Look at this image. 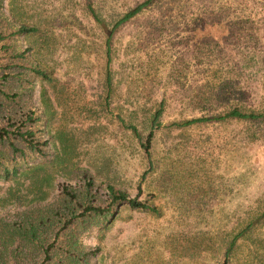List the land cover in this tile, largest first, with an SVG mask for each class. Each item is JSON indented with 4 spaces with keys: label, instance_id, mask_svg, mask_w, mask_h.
<instances>
[{
    "label": "rangeland",
    "instance_id": "374dc122",
    "mask_svg": "<svg viewBox=\"0 0 264 264\" xmlns=\"http://www.w3.org/2000/svg\"><path fill=\"white\" fill-rule=\"evenodd\" d=\"M142 1L0 0L5 35L36 28L5 36L0 61L6 43L24 54L25 69L50 76H24L47 157L31 158L15 179L0 177V215L39 193L50 200L63 183L81 185L76 173L86 170L103 199L112 185L160 211L122 206L103 234L85 235L100 248L98 264H223L230 239L264 209V121L171 123L231 106L264 109V0H153L112 33L107 63V31ZM161 100L148 170L128 127L146 136ZM228 264H264V217Z\"/></svg>",
    "mask_w": 264,
    "mask_h": 264
},
{
    "label": "trees",
    "instance_id": "16d2710c",
    "mask_svg": "<svg viewBox=\"0 0 264 264\" xmlns=\"http://www.w3.org/2000/svg\"><path fill=\"white\" fill-rule=\"evenodd\" d=\"M152 1L143 0L114 21L105 38L107 63L109 62L112 33L121 24L149 6ZM94 17L96 18L95 15ZM96 20L98 21L97 18ZM35 31L34 26L20 25L5 35L0 29V41L8 35L29 34ZM1 48L5 52L9 51V55L5 60L0 61V177L10 180L24 174L23 166H26L25 164L31 158L47 157L44 150L48 142L41 141L36 136L35 124L40 116L34 115L27 104L31 98L30 80L24 76L29 71L34 76L46 80H50V76L39 66L25 69L26 65L18 61L24 57V54L11 51L9 44L2 43ZM110 78V72L107 69L105 84L108 90L110 89ZM24 83H26L25 86ZM162 110L161 100L159 107L152 115L151 130L146 136L143 137L136 127L132 125L128 127L146 154L148 170L153 167L150 152L153 128L160 126L159 117ZM225 119L264 121V109L251 110L231 106L210 117L190 118L172 122L171 125L179 128L198 122ZM147 172L142 174V178ZM76 176L83 180L81 185L63 183L61 190L50 200H44L43 195L39 193V196L23 209L0 215V264H98L96 257L100 248L98 245L85 244L83 242L85 235L94 230L103 234L122 206L140 209L155 215L160 213L159 208L153 204L130 197L127 192L112 185L106 186V197L103 199L94 188L93 177L86 170L79 171ZM43 178L38 177L36 182L42 183ZM35 187L28 185L27 188L31 190ZM263 217L264 209L258 217L233 235L225 250L223 264H228V254L236 241L244 236L258 219Z\"/></svg>",
    "mask_w": 264,
    "mask_h": 264
}]
</instances>
